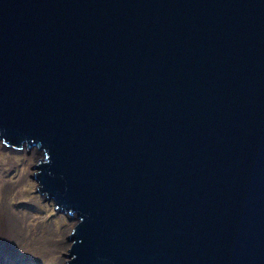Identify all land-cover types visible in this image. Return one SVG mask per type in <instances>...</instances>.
<instances>
[{"label":"water","instance_id":"obj_1","mask_svg":"<svg viewBox=\"0 0 264 264\" xmlns=\"http://www.w3.org/2000/svg\"><path fill=\"white\" fill-rule=\"evenodd\" d=\"M0 138L69 264H264V0H0Z\"/></svg>","mask_w":264,"mask_h":264},{"label":"rangeland","instance_id":"obj_2","mask_svg":"<svg viewBox=\"0 0 264 264\" xmlns=\"http://www.w3.org/2000/svg\"><path fill=\"white\" fill-rule=\"evenodd\" d=\"M14 148L21 149L17 146ZM18 151L21 152H15V150L12 152L8 149L0 148V209L9 207L13 212L22 211L29 218V223H32L34 235L37 233L38 228L42 226L39 223L46 224V222H41V217H45L48 224L51 223L56 226L59 236H62L66 230L71 229L70 234L75 227L73 218L66 211L57 209L53 198H45L38 191V183L34 179L36 169L29 157V153L25 149ZM8 179L13 180L15 183H6ZM31 180L34 183L28 185ZM9 184L15 190L12 198H6L2 194L3 186ZM20 189H22L21 193L18 194L17 191ZM28 212L30 215H28ZM64 253L70 255L68 249ZM61 258V254L57 252L50 255H41L30 253L26 249L13 254L0 251V264H58Z\"/></svg>","mask_w":264,"mask_h":264},{"label":"bare ground","instance_id":"obj_3","mask_svg":"<svg viewBox=\"0 0 264 264\" xmlns=\"http://www.w3.org/2000/svg\"><path fill=\"white\" fill-rule=\"evenodd\" d=\"M10 146L11 145L9 144L7 145L0 138V148H5L12 152L13 150H15V152H21L18 150H22V149L27 150V146L24 140H22L21 144L17 146V147H20L21 149H17V148H14L13 146L12 147ZM34 179L37 180V176H35ZM6 181H7L6 183H15L11 179H8ZM31 183L32 184L34 183L33 180L29 181L28 185H31ZM37 187H38V191H40L39 183ZM21 190L22 189L17 191V193L20 194ZM2 194L6 198H12L13 194H15V190L13 186L9 184V185L3 186ZM45 198H47V196ZM56 208L61 209L59 208V206H56ZM67 213L71 215L70 212H67ZM28 215H30L29 212H28ZM26 216L27 215L23 214L22 211L13 212V210H11L9 207L8 208L2 207L0 209V251L4 253L13 254L20 250L26 249V250H29L30 253H36V254H41V255H50L52 253L57 252V253H60L62 257L59 260L58 264H69L70 256L66 255L64 252L67 249L68 251H71L69 249L74 242V240L71 239L75 232L74 229H73L74 232H71L70 234L69 232L71 229L66 230L62 236H59L56 226L51 223L48 224L46 221V218L41 217L40 218L42 220L41 222H46V224L39 223V225H42V226L38 228L37 233L34 235L33 230H32V223H29V220H28L29 218ZM33 224H36V223H33Z\"/></svg>","mask_w":264,"mask_h":264}]
</instances>
